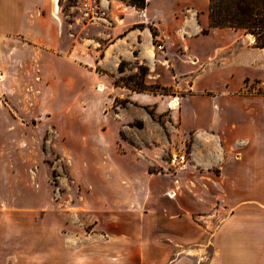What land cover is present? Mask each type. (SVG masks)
Returning a JSON list of instances; mask_svg holds the SVG:
<instances>
[{
    "label": "crops",
    "instance_id": "obj_1",
    "mask_svg": "<svg viewBox=\"0 0 264 264\" xmlns=\"http://www.w3.org/2000/svg\"><path fill=\"white\" fill-rule=\"evenodd\" d=\"M59 1L0 0V121L48 118L89 103L99 84V98L114 89L108 98L117 99L123 88L158 111L171 102L182 132L192 135V167L137 178L151 206L141 212L146 223L130 215L105 224L93 249L91 232L76 231L75 241L55 229L49 264H62L59 252L75 264H202L199 252L184 248L207 241L206 264H264V47L241 28L211 27L210 0L125 4L115 24L100 22L99 39L84 18L66 21ZM122 61L147 66L144 82L172 91L139 94L116 82ZM217 204L225 219L207 240L197 218L214 208L217 217Z\"/></svg>",
    "mask_w": 264,
    "mask_h": 264
},
{
    "label": "rangeland",
    "instance_id": "obj_2",
    "mask_svg": "<svg viewBox=\"0 0 264 264\" xmlns=\"http://www.w3.org/2000/svg\"><path fill=\"white\" fill-rule=\"evenodd\" d=\"M84 1L90 0H60V14L66 21L84 18L90 36L99 39L106 28L100 22L105 21L92 22L85 16ZM109 1L105 3L113 24L124 16L125 4L140 2ZM245 33L255 42V34ZM134 67L125 62L115 81L141 88V70ZM98 90L103 91L104 86L91 87L89 103L65 106L48 118L0 121V264H49L55 229L60 231L59 237L73 235L75 241L81 240L76 231L91 232L93 249L97 231L105 224L129 221L130 215L139 224L146 223L141 212L151 206L146 205L149 198L140 181L135 184L136 179L149 172L176 175L192 167L190 160L185 169L171 164L174 153L188 155L192 139L182 132L176 113H170L171 102L169 110L158 111L156 104L146 103L135 92L119 88L117 99L112 100L108 97L114 89H105L103 98ZM159 91L172 90L166 87L155 92ZM149 92L137 90L139 94ZM130 94L136 96L132 103ZM175 183L174 190H169L173 196L178 190V181ZM216 207L217 217L214 208L197 218L206 227L207 240L225 219V209L219 204ZM204 243L197 244L202 247L199 250L194 248L197 246L184 250L188 254L195 249L198 260L206 264L210 248L208 241ZM61 256L59 252L62 264H75Z\"/></svg>",
    "mask_w": 264,
    "mask_h": 264
},
{
    "label": "trees",
    "instance_id": "obj_3",
    "mask_svg": "<svg viewBox=\"0 0 264 264\" xmlns=\"http://www.w3.org/2000/svg\"><path fill=\"white\" fill-rule=\"evenodd\" d=\"M139 1L134 2V4L144 6L145 0ZM209 16L211 27L241 28L246 32L255 34V44L264 47V0H210ZM202 31L208 32L209 28H203ZM124 64L125 61L120 63L119 71L122 72L124 70ZM139 68L143 77L142 87L138 88L135 85L124 82L127 86L138 90L146 89L151 91L166 88L159 84H146L144 76L148 71V67L140 65ZM153 88L156 89L154 90Z\"/></svg>",
    "mask_w": 264,
    "mask_h": 264
},
{
    "label": "built area",
    "instance_id": "obj_4",
    "mask_svg": "<svg viewBox=\"0 0 264 264\" xmlns=\"http://www.w3.org/2000/svg\"><path fill=\"white\" fill-rule=\"evenodd\" d=\"M109 8V5L103 0H100L99 2H97L96 0H90L84 1L82 3V9L85 16H88L92 22L108 20ZM156 47L159 50L164 49V46L161 43H157ZM171 164L177 166L180 169H185L188 164L186 153H174L171 158Z\"/></svg>",
    "mask_w": 264,
    "mask_h": 264
},
{
    "label": "bare ground",
    "instance_id": "obj_5",
    "mask_svg": "<svg viewBox=\"0 0 264 264\" xmlns=\"http://www.w3.org/2000/svg\"><path fill=\"white\" fill-rule=\"evenodd\" d=\"M57 8H58V4H56ZM173 100H176V102H178V99L177 98H174ZM176 104V103H175ZM170 107H174L172 104L170 105ZM196 252L195 249H189V253L190 254H194Z\"/></svg>",
    "mask_w": 264,
    "mask_h": 264
}]
</instances>
